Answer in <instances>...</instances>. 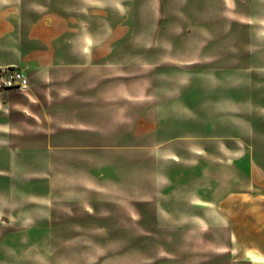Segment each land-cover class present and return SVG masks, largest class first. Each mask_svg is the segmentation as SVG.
I'll return each mask as SVG.
<instances>
[{
	"label": "rangeland",
	"instance_id": "374dc122",
	"mask_svg": "<svg viewBox=\"0 0 264 264\" xmlns=\"http://www.w3.org/2000/svg\"><path fill=\"white\" fill-rule=\"evenodd\" d=\"M48 1L23 17L85 27L91 81L68 116L0 106V264H264L223 245L264 221V0Z\"/></svg>",
	"mask_w": 264,
	"mask_h": 264
},
{
	"label": "crops",
	"instance_id": "0c3cea01",
	"mask_svg": "<svg viewBox=\"0 0 264 264\" xmlns=\"http://www.w3.org/2000/svg\"><path fill=\"white\" fill-rule=\"evenodd\" d=\"M31 1V2H30ZM15 12L12 5L1 8L0 17V66H16L21 68L29 80V91L26 93L12 89L0 90V106L8 111L12 117H28L32 119H51L60 116H68L69 113L78 112L81 101L72 102L75 94L86 96L87 85L91 81L86 77L89 56V38L91 36L85 27L72 35L71 24L59 21H28L26 10L23 7L33 3L34 0H17ZM54 2V4H53ZM50 6H63L66 3L60 0H49ZM16 5V4H15ZM22 8V9H21ZM22 11V18L20 13ZM24 11V12H23ZM17 18L16 28H13L10 18ZM64 17L66 11H63ZM30 17V15H29ZM8 39L15 40L9 43ZM55 39H61L59 44L52 43ZM31 44L32 51L27 53L25 45ZM75 109V110H73ZM3 126V124H1ZM44 133L54 135L66 131L55 127H43ZM68 132V131H67ZM55 163V162H54ZM56 178V174L53 176ZM49 174V182H52ZM132 198L137 194L136 190L128 191ZM197 204V214L202 204H211L200 199ZM253 216L251 209L242 208L239 212ZM256 214H259L257 211ZM247 221L239 225L231 224L229 239L223 245L229 247L227 255H231L237 249L241 260L256 261L264 259V221ZM217 245V244H216ZM257 258V259H256ZM259 261V260H258ZM253 264V263H252Z\"/></svg>",
	"mask_w": 264,
	"mask_h": 264
},
{
	"label": "built area",
	"instance_id": "2783aa9c",
	"mask_svg": "<svg viewBox=\"0 0 264 264\" xmlns=\"http://www.w3.org/2000/svg\"><path fill=\"white\" fill-rule=\"evenodd\" d=\"M12 89L26 93L29 91V80L22 69L16 66H0V90Z\"/></svg>",
	"mask_w": 264,
	"mask_h": 264
}]
</instances>
